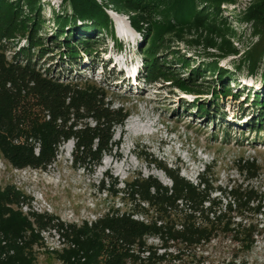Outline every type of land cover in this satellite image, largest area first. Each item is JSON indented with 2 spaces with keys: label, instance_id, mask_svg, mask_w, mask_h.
I'll return each mask as SVG.
<instances>
[{
  "label": "trees",
  "instance_id": "obj_1",
  "mask_svg": "<svg viewBox=\"0 0 264 264\" xmlns=\"http://www.w3.org/2000/svg\"><path fill=\"white\" fill-rule=\"evenodd\" d=\"M67 1L82 24L72 25L73 41L65 38L62 46L57 38L68 26L66 20L58 22L57 32L45 40L39 35L43 22L29 19L30 9L27 17L21 18L19 4L0 0V41L19 36H26L27 40V45L19 48L7 63L0 50V151L15 167L45 169L55 161L58 146L71 138L75 140V163L97 166L102 154L109 152L112 128L120 125L125 117L122 110L109 109L99 88L90 84L85 88L72 85L67 76L54 71L50 73L49 63L41 64L46 56L53 57L51 55L59 51V57L68 59L72 65L80 53L91 55L96 52L94 44L98 41L95 40L101 33L114 37L109 17L94 0ZM120 1H123L122 10L146 13L149 17H146L149 21L142 16L129 17L131 27L142 34V44L148 47L143 58L144 73L148 77L154 70L160 69L163 74L168 70L167 65L155 56L169 49L164 42L166 34L192 21L205 20L208 12L202 8V3L232 2L162 0L155 4L154 0ZM244 16L261 35V40L247 50L243 61H247L246 66L253 73L259 62H264V0H254ZM210 27L222 40L217 42L211 36L205 41V48H215L219 52L216 58L236 54L227 39L235 33L219 29L215 24ZM92 31L96 33L95 38L88 37ZM48 44L54 49L47 50ZM0 48H3L1 44ZM216 64L199 66L184 77L172 73L173 81L181 91L199 97L210 95L207 104L199 102L195 108V112L207 116L209 111L219 109V104L214 101L220 96L226 98L231 92L230 77L224 78L227 72L218 69ZM46 65L48 67L44 68ZM214 71L220 88L202 90L199 80L205 73ZM262 76L264 82V72ZM256 98L260 99L259 104ZM253 103L260 107L258 114L243 116L240 120L246 121L249 131L262 134L263 138L257 136L256 140L264 142V88ZM224 117L226 114L217 120L223 121ZM88 119L91 123L86 122ZM213 121L209 120L210 123ZM35 144L38 145L37 154L34 153ZM242 167L247 178L256 177L260 170L249 161ZM166 173L170 186L162 185L152 176L145 179L137 176L127 182L126 195L134 205L124 212L108 209L94 221L80 224H63L58 220L54 223L55 218L34 213L29 214L30 220L19 208L15 211L13 208L22 203L23 194L12 186L0 188V264H36L34 247H45L42 230H53L62 240V248L45 249L61 264H173L180 260L182 252L203 258L205 248L216 240L214 247L229 249L228 262L245 264L246 254L254 248V238L264 234V225L253 220V215L262 214L260 209L264 208L253 206L258 200V191L249 185L232 189L229 193L231 201L223 206L211 200L206 189L192 185L178 173L168 170ZM149 240L157 241L159 245ZM161 250L163 252L159 253Z\"/></svg>",
  "mask_w": 264,
  "mask_h": 264
},
{
  "label": "rangeland",
  "instance_id": "obj_2",
  "mask_svg": "<svg viewBox=\"0 0 264 264\" xmlns=\"http://www.w3.org/2000/svg\"><path fill=\"white\" fill-rule=\"evenodd\" d=\"M94 1L109 17L114 37L101 33L95 40L98 41L94 44L96 52L91 55L80 53L72 65L68 59L59 57V51L51 55L53 57L46 56L41 64L49 63V67L46 65L44 68L48 67L50 73L54 71L67 76L72 85L85 88L90 84L99 88L109 109L122 110L125 117L120 125L112 128L109 152L102 154L97 166L75 163V140L72 138L58 146L55 161L45 169L15 167L4 159L0 151V188L12 186L24 196L22 203L13 207L14 211L19 208L22 215L30 220L32 216L29 214L34 213L51 216L55 218L54 223L57 220L63 224L92 222L108 209L124 212L134 205L126 195L127 182L137 176L144 179L152 176L162 185L170 186L166 170L178 173L179 177L200 189H206L211 200L223 206L231 201L229 193L232 189L253 186L259 194L253 206L264 207L263 135L249 131L246 121L240 120L243 116L258 114L260 107L253 101L264 88V62L260 61L253 73L247 68V61L243 62L247 50L261 40L253 23L244 16L254 0H232L218 5L202 3L208 17L166 34L164 42L169 49L155 55L160 63L167 65L168 70L164 74L168 75L159 69L152 71L149 77L144 73L143 61L148 47L142 44V34L131 27L129 20V17L136 16L148 20V15L122 10L123 1L120 0ZM9 2L20 5L23 12L22 15L20 12L21 18L27 17L30 9L29 19L43 22L39 35L45 40L57 32L58 22L66 20L68 26L57 38L62 46L65 38L73 41L70 34L74 29L72 25L77 27L82 24L67 0ZM211 24L235 33L234 36H226L236 54L216 58L219 52L215 48H205V41L211 36L217 42L222 40L210 29ZM88 37L95 38L96 33L92 31ZM0 44L7 63L19 48L27 45V40L26 36H19L8 41L2 39ZM50 45H47V50L54 49ZM49 58H53L52 61ZM214 62L218 69L227 72L224 78L230 77L228 85L231 92L226 98L218 97L214 102L219 104V109L209 111L207 116L195 112V108L199 102L207 104L210 95L199 97L181 91L175 85L172 73L184 77L190 70ZM217 77L215 71L205 73L199 80L200 88H220ZM256 100L259 104L260 99ZM224 114L225 123L217 120ZM212 119L214 121L210 123ZM86 122L91 123V120ZM257 136L261 139L256 140ZM23 139H20L21 142ZM37 148L35 144V154ZM246 161L259 166L256 177L247 178L242 167ZM260 213L253 215V220L264 225V208L260 209ZM248 218H251L250 215ZM236 220H240L239 217ZM41 235L45 247H34L36 264H61L45 249L62 248V240L53 230H42ZM254 239V248L246 254L245 264H264V234ZM149 242L159 245L157 241ZM216 244L217 240L205 248L203 258L182 252L180 260L173 264H239L228 262L229 249L216 248Z\"/></svg>",
  "mask_w": 264,
  "mask_h": 264
}]
</instances>
